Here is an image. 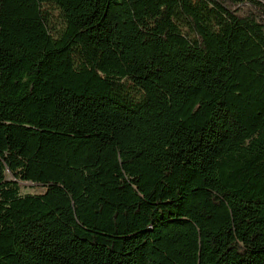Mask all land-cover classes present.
<instances>
[{
  "label": "trees",
  "instance_id": "trees-1",
  "mask_svg": "<svg viewBox=\"0 0 264 264\" xmlns=\"http://www.w3.org/2000/svg\"><path fill=\"white\" fill-rule=\"evenodd\" d=\"M0 264H264V0H0Z\"/></svg>",
  "mask_w": 264,
  "mask_h": 264
},
{
  "label": "rangeland",
  "instance_id": "rangeland-1",
  "mask_svg": "<svg viewBox=\"0 0 264 264\" xmlns=\"http://www.w3.org/2000/svg\"><path fill=\"white\" fill-rule=\"evenodd\" d=\"M23 193H38L40 189L37 186L32 185L31 183H22L20 184Z\"/></svg>",
  "mask_w": 264,
  "mask_h": 264
}]
</instances>
